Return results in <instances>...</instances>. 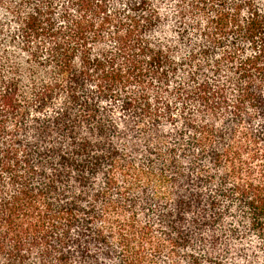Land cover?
I'll use <instances>...</instances> for the list:
<instances>
[{
	"label": "trees",
	"instance_id": "obj_1",
	"mask_svg": "<svg viewBox=\"0 0 264 264\" xmlns=\"http://www.w3.org/2000/svg\"><path fill=\"white\" fill-rule=\"evenodd\" d=\"M0 264H264V0H0Z\"/></svg>",
	"mask_w": 264,
	"mask_h": 264
}]
</instances>
